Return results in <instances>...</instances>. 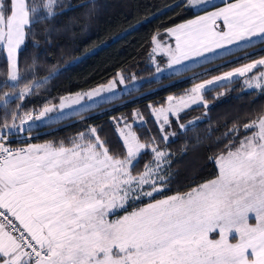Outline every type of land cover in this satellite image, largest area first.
I'll return each instance as SVG.
<instances>
[{"label":"snow or ice","instance_id":"obj_1","mask_svg":"<svg viewBox=\"0 0 264 264\" xmlns=\"http://www.w3.org/2000/svg\"><path fill=\"white\" fill-rule=\"evenodd\" d=\"M209 2L181 0L177 6L195 9ZM62 7L60 0H0V48L7 52L8 81L20 79L17 51L25 41L31 37L39 46L35 25L54 20ZM221 19L223 26L214 30ZM167 32L176 41L174 49H162L170 57L169 67L225 44L264 41V0H234ZM43 34L50 42L51 33ZM152 39L159 47L157 36ZM253 69L258 75L246 77L245 84L264 93V58L198 84L192 92L236 75L244 77ZM119 83H125L122 75ZM114 88L115 81H110L83 95L91 100ZM32 89L33 84H24L19 99ZM7 97L4 93L0 98L5 106ZM81 99L80 93L71 103L61 97L58 107L63 110ZM174 99L180 103L153 108L159 140L152 134L141 138L132 124L124 121L120 128L117 121L124 148L119 154L109 149L96 128L78 133L68 146L28 143L15 148L10 137L57 106L45 105L35 115L14 112L11 122L6 117L0 123V264H264V112L243 125L242 139L212 158L215 178L188 192L154 199L172 177L171 154L160 147L161 141L166 144L176 135L168 131L169 114L178 120L180 110L188 106L184 97H168L169 102ZM136 117L147 123L138 113ZM179 127L186 130L184 124ZM229 131L239 133L235 125ZM145 152L151 159L137 172ZM143 198L152 202L127 211L130 202Z\"/></svg>","mask_w":264,"mask_h":264},{"label":"trees","instance_id":"obj_2","mask_svg":"<svg viewBox=\"0 0 264 264\" xmlns=\"http://www.w3.org/2000/svg\"><path fill=\"white\" fill-rule=\"evenodd\" d=\"M180 2L60 0L63 7L57 11L62 14L34 27L39 46L29 37L18 49L20 79L16 86H11L8 81L1 84L0 95L5 90H16L26 83L44 79L37 83L39 86L34 85L31 94L23 100L19 97L11 100L13 108L18 106L20 114L57 103L64 95L105 84L119 72L128 82L135 77L138 86L62 120L29 126L24 132L26 136L23 137H28L25 142L54 145L63 142L68 146L78 133L96 128L109 149L119 154L124 148L117 121L120 128L124 127V121L132 124L141 138L152 134L159 140L161 134L152 115L153 108L164 107L169 96L184 94L198 79L264 54V41H259L156 78L155 61L158 58L162 62L163 56L157 54L158 46L153 43V36H157L159 46L173 47L174 41L167 29L208 9L178 7ZM45 31L51 33L50 42H46ZM153 48L157 50L153 52ZM257 72L255 69L250 75ZM0 73L3 78L8 77L4 52L0 57ZM245 79L239 77L206 90L203 102L182 109L178 120L169 114L171 127L168 131L176 135L166 144L161 141L160 147L171 154L172 177L163 191L154 194V199L185 193L215 177L217 167L212 158L223 152L229 143L235 144L242 139L245 135L243 125L264 112V93L247 88ZM136 113L147 123H139V117L134 118ZM3 114L5 110L0 104V123ZM180 124L185 125V131H181ZM234 125L239 129L238 134L229 131ZM150 159V152L143 153L135 171H143L145 162ZM151 201L152 198H143L130 202L127 211Z\"/></svg>","mask_w":264,"mask_h":264},{"label":"rangeland","instance_id":"obj_3","mask_svg":"<svg viewBox=\"0 0 264 264\" xmlns=\"http://www.w3.org/2000/svg\"><path fill=\"white\" fill-rule=\"evenodd\" d=\"M211 1H214V0H210V3H213ZM217 25H219L220 27L223 26V24L221 23L220 20H217L216 21V25H213L212 27L214 29H216L217 31L220 30L219 27H217ZM260 39H256V38H253L251 41H239L237 43H233V44H225L223 47H217L215 48V51L213 52H205L203 55H193L191 58L189 59H185L183 60L181 63L179 64H174L172 67H169L168 66V63H169V59L170 57L167 55V53L165 51H163L162 49L164 48H172L174 49L175 48V45L172 47V46H169L168 44L167 45H160L158 47V52L157 54L158 55H161L163 56V61L160 62V60L158 58H156V61H155V66H156V72H155V77H159L163 74H169V73H177V72H180L182 70H186L188 69L189 67H193L195 65H198V64H201V63H204L208 60H211V59H215V58H219L221 56H224L230 52H232L233 50H236V49H240L242 47H245V46H249L251 44H254L256 42H259ZM3 52L5 54V57H6V60H7V71L9 72V61H8V57H7V52L3 49V48H0V57L1 55H3ZM261 58H264V54L263 55H259V56H256L255 58H252V59H249L247 61H244V62H241V63H238L237 65H232V66H229L225 69H222L221 71L219 72H216V73H213V74H210L202 79H198L196 80L188 89H187V92H185L184 94L180 95V96H177V97H173V98H178V97H184L185 98V103L188 105L187 107H183L182 109H185V108H188L194 104H199V103H202L203 102V99H199L200 96L203 97V93L206 91V90H209L211 88H214L218 85H221V84H225V83H228V82H231L233 80H235L236 78H239L241 76L239 75H236V76H233L230 80H220V81H216L214 82L213 84L211 85H206L204 89H201L199 93H193L192 92V89L198 85V84H201V83H204L206 81H209V80H213L215 77H218V76H223L225 73H228V72H234L235 69L237 68H241L243 67L245 64H250L252 63L253 61L255 60H259ZM231 60H229L230 62ZM224 65V64H222ZM221 65V66H222ZM220 67V66H219ZM161 69V71H157V69ZM255 69H253L254 71ZM253 71L251 73H253ZM119 74V75H118ZM115 77H113L110 81H115V88L113 89V91L111 92H105V91H101V94L99 96H93V98L91 100H89L87 98V96L83 95L84 93H87L93 89H96L97 87H94L92 89H88V90H83V91H79V92H76V93H72V94H67V95H64L62 97H69L70 100L68 101V103H71V99H74L75 98V95L77 93H80L82 95V99L80 100V103L79 104H71L70 107H66L64 108L63 110H60L58 105L61 103V98L60 100L57 102V103H51V104H47L48 106H57L55 111H53L52 113H49L46 117H43L41 118L40 120H37V121H34V122H29V124H25L23 127L26 128L29 127V126H32V125H35V124H45V123H50V122H54V121H59V120H62L66 117H69L73 114H76L78 112H81L83 110H87L89 108H92L94 106H97L99 105L100 103H103V102H106V101H109L115 97H118L124 93H127L129 90L133 89V88H136L138 86V81L136 79L132 80L131 82H128L125 80V77L123 74H121L120 72L118 73ZM256 75H258V72L255 73ZM123 76L124 80H125V83L124 84H121L119 83V80H120V76ZM251 76L250 73H246L245 76L243 78H246V77H249ZM6 81H8V77H2V73H0V85L1 84H4ZM19 81V80H18ZM17 82L13 83V82H10L11 86H16L17 85ZM44 79L40 80V81H36L35 83L32 82L31 84L36 85L37 83L39 82H43ZM109 81V82H110ZM109 82L105 83V84H102V85H107ZM100 86V85H99ZM23 86L17 88L16 90H5L3 91V93L0 95V98H2L4 96V93H8V97H7V105L5 106L4 105V100L3 99H0V104L3 108V111L5 110V114H3V116L1 117V123H3L4 119L7 117L9 122H11V115L14 113V112H17L18 111V106L13 108L12 106V103H11V100L14 99V98H18V94H19V91L20 89L22 88ZM192 97H197L195 99V102H193V99H191ZM178 104L180 103L177 99H174L173 101L167 103V105H165L163 108L164 109H167L169 107V104ZM44 107V106H43ZM42 107V108H43ZM42 108H39V111L42 109ZM181 109V110H182ZM180 110V111H181ZM38 111V112H39ZM33 114H38L36 113V111H33ZM26 112H21L19 115H24ZM17 123H19V121H17ZM126 131V129H125ZM13 137H23V136H26V134L23 132V133H16L15 135H12ZM32 144H45V142H30ZM215 178V177H214ZM213 179V178H212ZM203 183V182H202ZM195 187V186H194ZM191 190V189H190ZM188 190V191H190ZM187 191V192H188ZM175 195V194H173ZM172 196V195H170ZM163 198H166V197H163ZM163 198H160V199H163ZM152 202V201H151ZM149 203V202H148ZM147 204V203H146ZM146 204L144 205H141L140 207H143L145 206ZM139 208V207H137ZM137 208H134L128 212H131V211H134L135 209ZM125 213H122L121 215H123ZM115 218V217H113ZM252 222L254 223V219L252 220ZM216 234L213 233V236H215Z\"/></svg>","mask_w":264,"mask_h":264},{"label":"crops","instance_id":"obj_4","mask_svg":"<svg viewBox=\"0 0 264 264\" xmlns=\"http://www.w3.org/2000/svg\"><path fill=\"white\" fill-rule=\"evenodd\" d=\"M211 2H213V3H210V2H209L208 4H206V5L202 6V7L195 8V9H197V10H198V9H205V8H208V9H206L205 11H203V12H201V13L195 15L194 17H192V18H190V19H188V20H185V21H183V22H180V23H178V24H187L188 21H190V20H195L197 16L206 15L207 13L215 12V11H217V10L220 9V8H224V7H226L227 4H229V3H233L234 0H214V1H211ZM220 21H221V23L223 24L222 19H221ZM178 24H175V25H173V26H171V27H169V28H175L176 25H178ZM214 30H216V29H214ZM225 30H226V29H225ZM216 31H217V30H216ZM168 34H169V33H168ZM169 35H170V34H169ZM170 36H171V35H170ZM171 37L173 38L174 45H175V44H176L175 37H174V36H171ZM256 39L258 40L259 38H256ZM260 41H261V40H260ZM27 144H28V143H27Z\"/></svg>","mask_w":264,"mask_h":264},{"label":"built area","instance_id":"obj_5","mask_svg":"<svg viewBox=\"0 0 264 264\" xmlns=\"http://www.w3.org/2000/svg\"><path fill=\"white\" fill-rule=\"evenodd\" d=\"M33 111H36V113H38L39 108H38V109H35V110H33ZM29 112L33 113L32 110L29 111ZM30 122H31V121H30ZM27 139H28V137H13V136H11V137H10V143H11V145H12L13 147H15V148L26 147V146H27V143H26L25 141H26Z\"/></svg>","mask_w":264,"mask_h":264}]
</instances>
